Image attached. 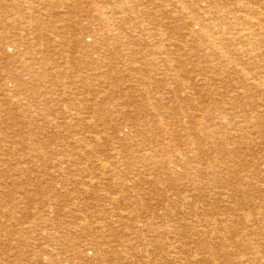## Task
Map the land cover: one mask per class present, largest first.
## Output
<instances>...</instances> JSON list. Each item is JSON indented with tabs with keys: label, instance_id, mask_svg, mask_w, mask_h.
I'll return each instance as SVG.
<instances>
[{
	"label": "rangeland",
	"instance_id": "374dc122",
	"mask_svg": "<svg viewBox=\"0 0 264 264\" xmlns=\"http://www.w3.org/2000/svg\"><path fill=\"white\" fill-rule=\"evenodd\" d=\"M209 1L0 0V264H264V23L254 62L245 61L247 47L228 46H238L247 19H264V0ZM227 8L238 12L241 25L222 15ZM87 24L96 26L89 31ZM219 24L234 26L229 36L236 40L204 46L218 33L207 27ZM95 28L113 34L109 51L89 60ZM46 56V67L35 63ZM58 68L61 75L53 74ZM248 85L256 86L253 93ZM220 93L243 97L232 109ZM212 100L223 111L211 109L206 129L235 118L226 127L235 140L190 131ZM78 110L83 118L72 115ZM41 111L47 114L37 117ZM143 120L153 124L145 129Z\"/></svg>",
	"mask_w": 264,
	"mask_h": 264
},
{
	"label": "bare ground",
	"instance_id": "6f19581e",
	"mask_svg": "<svg viewBox=\"0 0 264 264\" xmlns=\"http://www.w3.org/2000/svg\"><path fill=\"white\" fill-rule=\"evenodd\" d=\"M40 2H38L37 4H39L38 6H40L41 5V0H39ZM212 0H210L209 1V3H212L211 2ZM221 1H225V0H221ZM48 1H45V4L47 3ZM217 2V1H216ZM215 2V3H216ZM214 3V2H213ZM48 5V4H47ZM63 5H67L68 7H69V5L68 4H66V3H64ZM22 6V5H21ZM46 6V5H45ZM24 8V7H23ZM29 8H30V6H29ZM29 8H27V9H29ZM122 8V7H121ZM243 10H245L243 7H241ZM27 9H24L25 10V12H28V10ZM32 9V8H31ZM34 9V8H33ZM48 10H49V7L47 8ZM47 9L45 8L44 10V12H46L47 11ZM68 9V8H67ZM124 9H127V8H124ZM123 9V10H124ZM128 9H129V7H128ZM15 10V9H14ZM30 10V9H29ZM106 10L108 11V14L109 13H112V14H114V15H116V12H117V14L119 13L120 14V12L119 11H121V13H122V10H117L116 8H106ZM229 10V11H228ZM35 11V10H34ZM66 11V10H65ZM22 13V15L23 16H27V14L29 13ZM30 12H32V10L30 11ZM43 12V13H44ZM124 12H125V10H124ZM47 13H49V11H47ZM206 13V12H205ZM232 13H234V16L232 17V18H230L229 16L230 15H232ZM21 13H19V15H20ZM33 14V13H32ZM124 14V13H123ZM222 15H224V16H226L227 18H229V19H231L232 20V22H233V24L234 25H236V26H238V25H241L240 24V18H239V16H238V12L237 11H232V10H230L229 8H227V10H224L223 11V14ZM30 16H31V14H30ZM33 16V15H32ZM118 16V15H117ZM208 16V15H207ZM113 17H115V16H113ZM30 17H26V19H29ZM111 18V17H110ZM111 19H113V18H111ZM120 19V22H121V20H123L122 21V23H126V22H128L127 21V19H125L124 17H120L119 18ZM118 19V20H119ZM114 20V19H113ZM111 21V20H110ZM16 22V21H15ZM26 22L27 23H29L30 21H27L26 20ZM25 22V20L23 21V24H25L26 23ZM115 22V21H114ZM78 23H80V24H82V22H78ZM264 23V19H260V18H258V20L256 21L254 18H249V19H247V24H248V27L247 28H245L244 30H243V33H242V35L240 36V37H236V39L238 40V41H236V43L238 44V46H240L241 45V47L240 48H235V47H238L234 42H229L228 43V46L229 47H233L234 49H235V51H238V50H240V49H243V48H248V50H246V49H244L245 50V53H247V57H248V59H246L245 61H252V60H254L255 58H257L258 56H260L261 54H260V52L256 49V43H254V41H258V39H255V37H256V31H257V29H258V27L259 26H261V24H263ZM86 26V29L87 30H91L93 27H95L96 25L95 24H90V25H85ZM21 27H22V24H21ZM24 27V26H23ZM98 27V26H97ZM95 29H99V28H95ZM234 29H235V27L234 26H232V27H230L229 29L228 28H224L223 27V25H221V24H219V25H215V28H212V27H207V30H209V31H216V32H218V33H215L214 32V34H212V36L214 37V38H212L211 40H207V41H205L204 43H202L204 46H206V47H211V46H213V47H215V46H219V45H216V40L218 39V42L219 43H221V42H223V41H228V40H232V38H233V41H235L236 39L234 38V37H232V38H230V34H232L233 32H234ZM33 31V30H32ZM99 32H97V34L96 35H92L93 34V32H90V38H92L91 40L93 41V46H97V48L96 47H94V48H96L95 49V51H94V49L92 50V53H93V51H94V54L90 57L88 54H85V52H86V50H87V48L85 47V46H83V48H82V51L81 52H83V51H85L84 52V54H85V58H88V57H90V59L89 60H91V58H94V55H100L101 53H102V51H104V53L103 54H105V52L106 51H109L108 49H109V44H108V42H107V38L110 36V35H112L113 33H112V31L111 30H103L102 29V31H101V28L98 30ZM188 31V34L189 35H187V34H185V37L182 35V34H179V37L183 40L182 42L184 43V42H187L189 39H187V36L188 37H190V40H191V37H192V34L194 33V30H192L191 28L190 29H188L187 30ZM95 33V32H94ZM33 34V37H31V39L32 40H36V39H38L37 38V35L35 36L34 35V33H32ZM110 34V35H109ZM198 34V33H197ZM187 35V36H186ZM261 35H264V30L262 31V33H261ZM27 36V35H26ZM163 35H160V37H162ZM41 37V36H40ZM200 37H203L202 35L200 36ZM228 37V38H227ZM263 38H264V36H262ZM22 39H23V37H22ZM110 39V38H109ZM129 39V38H128ZM193 39V38H192ZM198 39H200L199 37H198ZM202 39V38H201ZM206 39V38H205ZM194 40H195V38H194ZM219 40H221V42L219 41ZM26 41V40H25ZM38 41H39V39H38ZM192 41V40H191ZM190 41V42H191ZM202 42H203V40H201ZM33 42V41H32ZM37 42V41H36ZM189 41H188V43H190ZM199 42H200V40H199ZM198 42V43H199ZM29 43V42H28ZM35 43V42H34ZM194 43V42H193ZM32 44V43H31ZM59 44V43H58ZM230 44V45H229ZM28 45V44H27ZM34 45V44H33ZM33 45H32V47H33ZM92 45V44H91ZM186 45H187V43H186ZM185 45V46H186ZM31 46V45H30ZM29 46V48H31ZM58 46V45H57ZM183 46V45H182ZM202 45H200V47H201ZM203 46V47H204ZM12 47V46H11ZM21 47V46H20ZM26 47V46H25ZM17 48V47H16ZM133 48V47H132ZM12 49V48H11ZM21 49V48H20ZM200 49V48H199ZM206 49V48H205ZM29 50V49H28ZM56 50V49H55ZM130 49H127L126 50V52L127 51H129ZM132 50V49H131ZM201 50V49H200ZM22 52V51H21ZM55 52V51H54ZM61 52V51H60ZM125 52V53H126ZM20 53V52H19ZM86 53H89V51L88 52H86ZM107 53V52H106ZM128 53V52H127ZM130 53V52H129ZM133 53V52H132ZM260 54V55H257V54ZM14 54V53H13ZM59 54V53H58ZM57 54V55H58ZM61 54V53H60ZM90 54V53H89ZM123 54L124 53H121V54H119L120 56H123ZM136 54V53H135ZM41 53H40V57H41ZM102 55V54H101ZM108 55H109V53H108ZM118 55V56H119ZM130 55V54H129ZM13 56H15V55H13ZM83 56V55H82ZM112 56V55H111ZM114 56V55H113ZM116 56V55H115ZM118 56H116V57H118ZM125 56V55H124ZM155 56H156V54H155ZM61 57V56H60ZM63 57V56H62ZM46 58H47V56L46 57H44V58H40V59H37L36 61H35V63L36 62H39V66L40 65H42L43 63H42V61L44 62V60H46ZM100 58V57H99ZM113 58H115V57H113ZM119 58H122V57H119ZM124 58V57H123ZM127 58V57H126ZM32 60H33V58H31ZM30 59V60H31ZM47 59H49L50 60V58H47ZM83 59V58H82ZM101 59V58H100ZM103 59H106V57L104 58L103 57ZM108 59V58H107ZM156 59V58H155ZM237 59V58H236ZM235 59V60H236ZM47 61V62H51V60L50 61ZM84 60V59H83ZM123 60V59H122ZM157 60V59H156ZM238 60H240V59H238ZM238 60L237 61H234V62H237V63H240V62H238ZM53 61V60H52ZM108 61H110V60H108ZM118 61H120L121 62V60L119 59ZM56 62H57V60H56ZM83 62V61H82ZM88 62V61H87ZM111 62V61H110ZM242 62V61H241ZM252 62H254V61H252ZM46 62H44V64L42 65V66H44L45 65V67H46V64H45ZM67 62H65V64H66ZM105 63V62H104ZM122 63V62H121ZM120 63V64H121ZM124 63V62H123ZM236 63V64H237ZM245 63V62H244ZM29 64V63H28ZM38 64V63H37ZM57 64V63H56ZM55 64V65H56ZM87 64V63H86ZM99 64V63H98ZM103 64V63H102ZM235 64V63H234ZM241 64H243V62L242 63H240L239 65H241ZM246 64V63H245ZM251 64V63H250ZM30 65L31 64H29V67H30ZM33 65V64H32ZM31 65V66H32ZM36 65V64H35ZM35 65H33V67H31V68H34V66ZM54 65V62H52V64H51V66H53ZM67 65H68V63H67ZM89 65V64H88ZM91 65V64H90ZM97 65V64H96ZM108 66L109 64H105V66ZM111 65V64H110ZM109 65V66H110ZM113 65V64H112ZM111 65V66H112ZM125 65V64H124ZM41 66V67H42ZM57 66H59V65H57ZM104 66V65H103ZM114 66V65H113ZM121 66H122V64H121ZM247 66V65H246ZM250 66V65H249ZM38 67V66H37ZM80 67V66H79ZM125 67V66H124ZM129 67V66H128ZM213 67H215L214 65H213ZM241 67V66H240ZM27 68V66L25 65V66H23V69H26ZM52 68V67H51ZM55 68V67H54ZM89 68V67H88ZM109 68V67H108ZM107 68V69H108ZM111 68V67H110ZM123 68V67H122ZM63 69V68H62ZM61 69V70H62ZM94 69V68H93ZM105 69V68H104ZM128 69V68H127ZM242 69V68H241ZM30 70V69H29ZM32 70V69H31ZM80 70H83V69H80ZM85 70V69H84ZM129 70H131V68L129 69ZM202 70H204L203 68H202ZM201 70V71H202ZM33 71V70H32ZM41 71V70H40ZM51 71H53V70H51ZM247 71V70H246ZM250 71V70H249ZM60 72L61 71H59V68H58V71H53L52 73L54 74V73H59L60 74ZM63 72V71H62ZM89 72H91V71H89ZM100 72H101V70H100ZM105 72V71H104ZM203 72V71H202ZM242 73V72H245V70H239V72L237 73V74H239V73ZM251 72V71H250ZM44 73V72H43ZM66 73V72H65ZM88 73V72H87ZM97 73V72H96ZM130 73V72H129ZM241 73L239 74V76L238 77H240L241 76ZM252 73V72H251ZM250 73V74H251ZM28 74V73H27ZM32 74V73H31ZM31 74H29L28 75V79H29V77H30V75ZM71 74V73H70ZM69 74V75H70ZM168 74V73H167ZM179 73L178 72H176V77H175V79H177V76H179L178 75ZM257 74H258V72H257ZM26 75V74H25ZM44 75V74H43ZM57 75V74H56ZM61 75V74H60ZM63 75V74H62ZM66 75V74H65ZM84 75H86V73H84ZM96 75V74H95ZM100 75V74H99ZM171 75V74H170ZM204 75V74H203ZM206 75V74H205ZM252 75V74H251ZM255 75H256V73H255ZM259 75V74H258ZM258 75H256L257 77H258ZM261 75V74H260ZM259 75V76H260ZM32 76H33V74H32ZM35 76V78H36V74L34 75ZM33 76V77H34ZM167 76V75H166ZM172 77H173V75H171ZM247 76H250L249 74H248V71H247ZM247 76H246V78H247ZM263 76V75H262ZM39 77H40V75H39ZM85 77V76H84ZM169 77V76H168ZM171 77V78H172ZM180 77V76H179ZM199 77V76H198ZM205 77V76H204ZM57 78V77H56ZM65 78V77H64ZM170 78V77H169ZM241 78V77H240ZM246 78H244L245 80H246ZM252 78H253V76H252ZM37 79V78H36ZM79 79V78H78ZM85 79V78H84ZM100 79V78H99ZM168 79V78H167ZM174 79V80H175ZM179 79V78H178ZM181 79V78H180ZM179 79V80H180ZM204 79V78H203ZM209 79V78H208ZM215 79V78H214ZM255 79V78H254ZM258 79V78H257ZM257 79H256V81L254 82V83H256L257 82ZM31 80V79H30ZM38 80V79H37ZM72 80V79H71ZM172 80V79H171ZM260 82H262L263 80H264V77H261L260 79ZM42 81V80H41ZM80 81V80H79ZM154 81V80H153ZM153 81L151 82V84L153 83ZM201 81H204V80H201ZM247 81V80H246ZM248 81H251V80H249L248 79ZM253 81V80H252ZM27 82V81H26ZM30 82V81H29ZM34 82V81H33ZM33 82H31V83H33ZM69 82H71V81H69ZM81 84L82 83H85V81L84 80H82L81 79ZM175 82V81H174ZM187 82V81H186ZM243 82V81H242ZM259 82V83H260ZM20 83H22V82H20ZM35 83V82H34ZM78 83L79 82H76L75 81V83H73V81L71 82V84H72V86H75V84H77L78 85ZM156 82H154V84H155ZM251 83V82H250ZM23 84H25L26 85V83L24 82ZM37 84V83H36ZM67 84V83H66ZM80 84V83H79ZM252 84H253V82H252ZM258 84V83H257ZM256 84V85H257ZM33 85V84H32ZM35 85V84H34ZM76 85V86H77ZM85 85V84H84ZM241 84H239L238 86H240ZM244 85H245V83H244ZM250 85V84H249ZM249 85H248V91H251L252 90V93H253V87H256V86H253L252 85V87L250 86L249 87ZM22 86V85H21ZM85 86H87V85H85ZM155 86V85H154ZM246 86V85H245ZM25 87V86H24ZM27 87V86H26ZM150 87H152V85L150 86ZM149 87V88H150ZM243 87V86H242ZM260 88H264V82H262V85H260L259 86ZM29 88H31V87H29ZM155 88V87H154ZM183 88V87H182ZM239 88V87H238ZM25 89H28V88H25ZM68 89V88H67ZM156 89V88H155ZM154 89V90H155ZM237 89V88H236ZM153 90V91H154ZM174 90V89H173ZM258 90H260V89H258ZM262 90V89H261ZM28 91V90H27ZM30 91V90H29ZM32 91V90H31ZM37 91V90H36ZM152 91V92H153ZM235 92H236V90H234ZM244 91V90H243ZM41 92V91H40ZM47 92V91H46ZM238 92V91H237ZM245 92V91H244ZM28 93V92H27ZM32 93V92H31ZM34 93H36V92H34ZM49 93V92H48ZM54 93V92H53ZM154 94H155V91L153 92ZM228 93V92H227ZM248 93V92H247ZM262 93H263V91H262ZM41 94V93H40ZM144 95H145V93H143ZM163 94V93H162ZM233 94H236V93H234L233 92ZM166 94H164V96H165ZM240 95V94H239ZM238 95V96H239ZM250 95H252V94H250L249 93V96ZM33 96V95H32ZM36 96H38V95H36ZM40 96V95H39ZM143 96V95H142ZM227 95H226V93L224 94V93H220L219 94V97H221V99L223 100V99H225V106L227 105V104H229L230 106H228V107H231V106H233L234 105V103H236V102H238V103H236V104H239L240 102H241V99H242V97H243V95H242V97L240 98V100H233V99H231V98H229V97H226ZM238 96H237V98H238ZM244 96H245V94H244ZM254 96V95H253ZM253 96H250L251 98H253ZM256 96V95H255ZM261 96V95H260ZM29 97H31V96H29ZM103 97V96H102ZM166 97V96H165ZM170 97V96H169ZM240 97V96H239ZM246 97V96H245ZM264 97V96H263ZM32 98V97H31ZM30 98V99H31ZM34 98V97H33ZM228 98V99H227ZM104 99V98H103ZM106 99V98H105ZM162 99H163V97H162ZM165 99V98H164ZM245 98H243V101H245L244 100ZM248 97H247V101H248ZM262 99V98H261ZM260 99V100H261ZM156 100V99H155ZM142 101V100H141ZM167 101V99L165 100V102ZM242 101V103L244 104L245 102H243ZM115 102V101H114ZM159 102V101H158ZM249 102V101H248ZM260 102V101H259ZM163 103H164V101H163ZM118 104V103H117ZM147 104H148V102H147ZM146 104V106H147V108H149L148 107V105ZM154 104V106L156 105L155 104V102L153 103ZM220 104H222V103H220ZM246 105H247V103H245ZM249 104V103H248ZM245 105V106H246ZM116 106V105H115ZM151 106H152V104L150 105V108H151ZM209 107L208 108H206V110H208V111H206V112H204L203 113V116H194L193 118H192V121H191V123L193 124V126H191V128H190V131H192V132H198V133H201L203 136H207V137H210V139H212V140H214V141H219V142H228V141H233V140H235L236 138L233 136V135H235V134H237V133H233V134H231L232 132L231 131H229L230 129H226V127L229 125V122H231V121H233L234 122V120H235V118H233V119H228L226 116V118H225V120L227 121V126L224 128V125L222 126V123H221V126L219 127V126H216V123L218 122L219 123V121H217L216 123H215V126L216 127H214V129L212 128V129H210V130H208V127H207V129H206V125L208 124V122L206 123V121H207V118L208 117H210V118H212L211 116L213 115L210 111H211V109L213 110V111H215V112H219L220 111V109L222 110L223 109V107H221V106H223V104L220 106L219 104H217V102H215L214 100H212L211 102H210V104L208 105ZM225 106H224V110H225ZM239 106V105H238ZM244 106V107H245ZM109 107V106H108ZM156 107V106H155ZM262 107V106H261ZM260 107V108H261ZM111 108V107H110ZM115 108V107H114ZM153 108V107H152ZM232 108V107H231ZM233 108H235V107H233ZM232 108V109H233ZM239 107H237V109H238ZM246 108V107H245ZM244 108V109H245ZM251 108H253L252 106H251ZM251 108H250V110H251ZM259 108V107H258ZM146 109V108H145ZM157 108H153L152 110L153 111H157L156 110ZM162 109V108H161ZM243 109V107H242V109L241 110H244ZM262 109V108H261ZM260 109V110H261ZM44 110V109H43ZM47 110V109H46ZM67 110V112L65 111V112H63L64 114L62 115V116H64L65 117V115L67 114V113H69L70 112V109H66ZM136 110H138V109H136ZM135 110V111H136ZM227 110V109H226ZM231 110V109H230ZM230 110H227V111H230ZM249 110V111H250ZM253 110V109H252ZM263 110V109H262ZM39 111V110H38ZM48 111V110H47ZM74 111H76V110H74ZM150 111H151V109H150ZM223 111V110H222ZM233 111V110H232ZM235 111V110H234ZM239 111V110H238ZM256 111V110H255ZM40 112V111H39ZM41 112H43V111H41ZM49 112V111H48ZM108 112V111H107ZM111 112V111H110ZM117 112V111H116ZM139 112V111H138ZM137 112V113H138ZM145 112H147V110H145L144 111V113ZM158 112H161V110H158ZM231 112V111H230ZM246 112V111H245ZM251 112H254V111H251ZM250 112V113H251ZM36 113V112H35ZM34 113V114H35ZM58 113V112H57ZM139 113H141V112H139ZM144 113H142V114H144ZM162 113H164V115H166V114H169L170 112L167 110V108H165V112L163 111V109H162ZM233 113V112H232ZM244 113V112H243ZM246 113H248V112H246ZM245 113V114H246ZM250 113H248V115L250 114ZM46 114H47V112H46ZM44 112L43 113H38L36 116L37 117H40V116H44V115H46ZM52 114V113H51ZM59 114V113H58ZM127 114V113H126ZM212 114V115H211ZM219 114H220V112H219ZM227 114H228V112H227ZM226 114V115H227ZM254 114V113H253ZM72 115H74V116H76L77 118H81V116H82V118H83V116H84V114L82 113V112H80L79 110L75 113V114H73V112H72ZM72 115H70L71 117H73ZM133 115H135V117H136V114H133ZM221 115H222V112H221ZM224 115V114H223ZM231 115V114H230ZM234 115H236V113H233L232 115H231V117L233 116V117H235ZM262 115V114H261ZM47 116H49V114L47 115ZM138 116V115H137ZM147 116V115H146ZM219 116V115H218ZM229 116V115H228ZM252 116V115H251ZM139 117V116H138ZM144 117H145V115H144ZM143 117V118H144ZM162 116L160 115V118H161ZM214 118L213 119H215V116H213ZM230 117V116H229ZM236 117H238L239 118V116L237 115ZM42 118V117H41ZM40 118V119H41ZM61 118V117H60ZM66 119H67V117H65ZM64 118V119H65ZM107 118V117H106ZM134 118V117H133ZM140 119L142 118V117H139ZM163 118V117H162ZM223 118V117H222ZM257 118V119H256ZM259 118H260V116H259ZM258 117H256L255 116V119L256 120H258L259 119ZM264 118V117H263ZM42 119H44V117L42 118ZM48 119H50L49 117H48ZM56 119V118H55ZM62 119V118H61ZM146 119H148V117L146 118ZM152 118H149V120H151ZM159 119V118H158ZM237 119V118H236ZM241 119V118H240ZM47 120V119H46ZM53 120V119H52ZM58 120V119H57ZM77 120V119H76ZM156 120V119H155ZM217 120H218V118H217ZM255 120V121H256ZM44 121H45V119H44ZM44 121H42V122H44ZM55 121V120H54ZM54 121H53V123H54ZM103 121V120H102ZM114 121H116V120H114ZM121 121V120H120ZM133 121H134V119H133ZM145 121V122H144ZM153 121V120H152ZM150 122V123H152L153 124V122ZM161 121H162V119H161ZM165 121V120H164ZM225 121V122H226ZM236 121H238V120H236ZM47 122V121H46ZM128 122V121H127ZM127 122H125V124H128ZM137 121H135V123H136ZM142 122V121H141ZM143 125L142 126H146L147 124L149 125L150 123H147L146 122V120H143ZM160 122V121H159ZM221 122V121H220ZM244 122V121H243ZM247 122H249V121H247ZM251 122V121H250ZM260 122H262L261 120L259 121V123ZM59 123V122H58ZM133 123V122H132ZM131 123V124H132ZM138 123V122H137ZM157 122H155V124H156ZM162 123V122H161ZM224 123V122H223ZM252 123V122H251ZM257 123H258V121H257ZM46 124V123H45ZM48 125H49V123H47ZM50 124H52V123H50ZM92 124H94V123H92ZM96 124V123H95ZM124 124V125H125ZM235 124H237V122L235 123ZM239 124H240V122H239ZM239 124L238 125H236V126H239ZM242 124H244V123H241L240 125H242ZM249 124L250 123H248V126H249ZM54 125V124H53ZM56 125V124H55ZM129 125V124H128ZM147 125V126H148ZM219 125V124H218ZM50 126V125H49ZM58 126V125H57ZM56 126V127H57ZM94 126V125H93ZM100 126V125H99ZM141 126V125H140ZM139 126V127H140ZM153 127H155L154 125H152ZM156 126H159V125H156ZM161 126V125H160ZM213 126V125H212ZM211 126V127H212ZM234 126V125H233ZM235 126V127H236ZM251 126V125H250ZM255 126V124L252 126V127H254ZM92 127V126H91ZM98 127V126H97ZM128 127V126H127ZM126 127V128H127ZM131 127V126H130ZM129 127V128H130ZM135 127V126H134ZM143 127V128H144ZM202 127H205V129H204V131H203V128ZM229 127V126H228ZM244 127V126H243ZM243 127H242V129H243ZM95 128V127H94ZM136 128H138L137 126H136ZM210 128V127H209ZM231 128V127H230ZM241 128V127H240ZM249 128V127H248ZM132 129V128H131ZM145 129H148L147 127H145ZM149 129H150V127H149ZM153 129V131L152 132H155L154 131V129L155 128H152ZM156 130V129H155ZM158 130V129H157ZM237 130V129H236ZM235 130V131H236ZM133 131V130H132ZM139 130H136V132H138ZM147 131V130H146ZM238 131V130H237ZM240 131H241V129H240ZM140 132V131H139ZM138 132V133H139ZM149 131H147V132H144V133H148ZM152 132H149V133H151L152 134ZM160 132V130L158 131V133ZM229 132H231V133H229ZM242 132V131H241ZM157 133V132H156ZM158 133H157V135H158ZM191 133V132H190ZM142 134V131H141V133H140V135ZM194 134V133H193ZM148 136H150L149 134H147ZM156 135V134H155ZM239 135V134H238ZM121 136V135H120ZM120 136H119V138H120ZM124 136V135H123ZM143 136V135H142ZM145 136V135H144ZM144 136H143V138H144ZM152 136H154V134L152 135ZM236 136V135H235ZM156 137H159V136H156ZM183 137V136H182ZM239 137V136H238ZM125 138V137H124ZM148 138H151V137H148ZM184 138H185V136H184ZM95 138H93V140H94ZM127 139V138H126ZM130 139V138H129ZM141 140H144V139H142V138H140ZM153 139V138H152ZM151 139V140H152ZM183 139V138H182ZM120 140H121V138H120ZM136 141H137V139H135ZM141 140H140V142H141ZM148 141H149V139H147ZM154 140V139H153ZM116 141V140H115ZM136 141H134L135 143H137ZM139 141V140H138ZM165 141V140H164ZM130 142H132V141H130ZM156 142V141H155ZM162 142V141H161ZM166 142V141H165ZM119 143V142H118ZM120 143H122V142H120ZM160 143V142H159ZM155 144V143H154ZM115 145V144H114ZM122 145V144H121ZM141 145H142V143L140 144V146L139 147H141ZM148 145V148H149V144H147ZM153 145V144H152ZM112 146H113V144H112ZM131 146V145H130ZM144 146V145H143ZM201 146V145H200ZM262 146V145H261ZM132 147H134V146H132ZM131 147V148H132ZM152 147V146H151ZM160 147V146H159ZM120 148V147H119ZM119 148L117 149V150H119ZM128 148H130V147H128ZM146 148H147V146H146ZM155 148H157V147H155ZM237 148V147H236ZM158 149V148H157ZM204 150H206L207 152H208V155H209V153H211V151H209L208 149H206V148H203ZM239 149V148H238ZM238 149H237V151H238ZM127 150V149H126ZM142 150V149H141ZM151 150V149H150ZM163 150V149H162ZM202 151V152H204L205 153V151ZM227 150V149H226ZM233 150V149H232ZM234 150H235V148H234ZM94 151V150H93ZM149 151V150H148ZM155 151V150H154ZM227 151H229V149L227 150ZM227 151H223L222 153H220L221 155H223V153L224 154H228V153H230L231 154V152H227ZM139 152V151H138ZM153 152V151H152ZM152 152H151V154H152ZM200 152V151H199ZM90 153V152H89ZM143 153V152H142ZM164 153V152H163ZM233 153V152H232ZM154 154V153H153ZM207 154V153H206ZM136 155V154H135ZM138 155H141L140 153L138 154ZM205 155V154H204ZM229 155V154H228ZM152 156V155H151ZM154 156V155H153ZM158 156V155H157ZM87 157H88V155H87ZM141 157V156H140ZM143 157H145V156H143ZM177 158V157H176ZM175 158V159H176ZM67 159V158H66ZM137 159V158H136ZM62 160H64V159H62ZM68 160V159H67ZM67 160H65V161H67ZM141 160V159H140ZM61 161V160H60ZM70 161H71V159H70ZM138 161H139V159H138ZM143 161V160H142ZM177 161V160H176ZM34 162V161H33ZM72 162H73V160H72ZM70 163V162H69ZM24 164H25V162H24ZM29 164V163H28ZM60 164H62V163H60ZM109 164V163H108ZM1 165V164H0ZM171 165V164H170ZM105 166V165H104ZM106 167V166H105ZM225 168V167H224ZM222 169V168H221ZM177 174V173H176ZM115 202V201H114ZM253 202V201H252ZM116 203V202H115ZM252 204V203H251ZM111 205V204H110ZM263 217V216H262ZM264 218V217H263ZM256 222V221H255ZM258 222V221H257ZM252 223V222H251ZM248 224V223H247ZM254 224H256V223H254ZM254 224H252V225H254ZM223 225H225V224H223ZM242 225H243V223H242ZM228 227V226H227ZM264 236V235H263ZM52 250V249H51ZM12 251H14V250H12ZM16 253V252H15ZM14 255V254H13ZM13 258V257H12ZM257 258H259V257H257ZM9 259V258H8ZM255 259V258H254ZM253 260V259H252ZM7 261V260H6ZM255 261H257V260H255ZM254 261V262H255ZM51 262V261H50ZM49 263V262H48ZM51 264H61V263H53V262H51ZM255 264V263H254ZM259 264V263H258Z\"/></svg>",
	"mask_w": 264,
	"mask_h": 264
}]
</instances>
